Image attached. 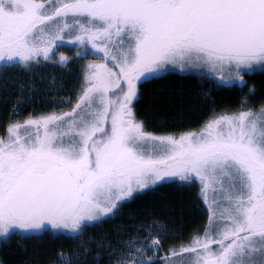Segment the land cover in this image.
I'll list each match as a JSON object with an SVG mask.
<instances>
[{
	"label": "snow or ice",
	"instance_id": "1",
	"mask_svg": "<svg viewBox=\"0 0 264 264\" xmlns=\"http://www.w3.org/2000/svg\"><path fill=\"white\" fill-rule=\"evenodd\" d=\"M73 28L72 43L90 45L103 62L86 66L70 111L29 116L0 135V237L48 226L76 233L179 177L200 182L209 219L165 259L264 264V106L219 115L178 139L147 132L134 112L137 84L168 66L208 65L218 86H230L225 71L264 66V0H0V68L48 61ZM160 227L106 245L109 264H158L144 257L161 251Z\"/></svg>",
	"mask_w": 264,
	"mask_h": 264
},
{
	"label": "trees",
	"instance_id": "2",
	"mask_svg": "<svg viewBox=\"0 0 264 264\" xmlns=\"http://www.w3.org/2000/svg\"><path fill=\"white\" fill-rule=\"evenodd\" d=\"M60 52L68 53L70 59L61 63L54 56L31 67L0 68V135L13 122L66 110L68 100H76L90 56H77L67 46L58 49ZM247 78L248 84L237 88L218 86L220 83L208 75L166 72L138 85L134 112L150 133L199 131L219 115L264 106V71ZM244 99L247 103L241 104ZM161 183L122 202L109 218L88 224L77 236L56 234L50 227L7 236L0 242V264H62L61 254L79 256L87 264H109L106 245L118 246L132 238L139 227L153 222L169 232L161 246L162 259L157 260L165 264L163 257L168 250L187 244L209 216L195 180Z\"/></svg>",
	"mask_w": 264,
	"mask_h": 264
},
{
	"label": "rangeland",
	"instance_id": "3",
	"mask_svg": "<svg viewBox=\"0 0 264 264\" xmlns=\"http://www.w3.org/2000/svg\"><path fill=\"white\" fill-rule=\"evenodd\" d=\"M70 22H71V18H70ZM76 34H77V31L74 28L73 29H69L68 31H66L63 34L64 35V43H63V45L62 46H59V47H55L53 49V51L50 53V59L52 57H54V56H56L58 60H60L61 57H67V61H68L70 59V55L68 53H65V52L64 53L63 52L57 53L58 49H60L61 47H66L67 46V47H70L72 50H75V54L77 56H80V57H83V56H85V57L87 56L88 57V56H90L87 59L88 60L87 61V65L90 64V63H102L103 60L99 56L92 54V51H94V50H91V46L90 45H87V44L80 45L78 43H72V41L74 40V37H75ZM57 43L60 44V42H57ZM85 50H89L86 55H83V56L78 55L79 53L85 52ZM41 59H43V58L41 57ZM168 67L171 70H169L167 72L194 73V74H198V75H208V76L214 77L220 83V74H219V72H212L211 69H210V66L205 65V64H199V63H195V64H191V65L185 64L183 66V70L181 69V66L179 64H177L175 66H168ZM85 69H86V67H85ZM261 71H264V66H253V68H251V69H243L242 68V69L239 70V75H237L235 73V71H232V72L225 71V73H224V79L226 81H228L229 83L230 82H234V81L236 82V81H239L240 80L241 76L242 77L243 76L244 77H247L248 75H251V74L256 73V72H261ZM139 84L140 83L137 84V89H138V85ZM79 94H80V92L78 93V95ZM74 103H75V101L73 102V104ZM259 109L260 108L255 109L254 111H258ZM70 110H71L70 107H68V108H66V110H62V111H70ZM59 112H61V111H58L56 113H59ZM201 130H199V131H191V132H195V133L198 134ZM185 133H188V132H185ZM185 133L173 134V136L178 139L180 135L185 134ZM155 135H159V134H155ZM174 179L178 180L180 178L179 177L166 178L163 181L157 182L155 185H150L148 188H154L157 184H162L161 182L172 181ZM192 180H195L198 183V185H200V182L198 180H196V179H192ZM200 187H201V185H200ZM148 188H145L143 190H140L137 193H134V195H137L139 193H145V190H147ZM208 216H209V214H208ZM92 223H94V222H89V224H92ZM151 225H153V223H149V226H151ZM158 225L161 226L160 229H159V231H160V234L162 236L164 235L165 232L166 233H169L168 230H166V228H165L164 225H162V224H158ZM139 229H140L139 230V235L141 237H144L145 236V230H142L141 227H139ZM51 230L54 233H56V234H68V235H73V236H77L81 232V231H78L76 233H73L70 229H52L51 228ZM36 231H41V230H29L28 232H24L22 230H16L13 233L31 234V233H34ZM13 233H10V235L13 234ZM135 234H137V232ZM5 238L6 237H0V242L3 239H5ZM125 241H128V240H125ZM80 245L82 246L83 243H80ZM116 247H119V245L118 246H115L113 248H116ZM111 251H112V249H110L109 252L107 253V256L109 257V260H110V255L109 254H110ZM162 253L163 252L161 250L158 254H156L155 257H153V254L151 252H148L147 256H145L144 258L145 259H153V258H155L156 260H159V259H162V257H159ZM165 257L166 256L163 257L164 260H165V264H187V262L191 261L194 258L193 255L190 254V253L189 254L182 255V256H180V257H178L176 259H170L168 261H166Z\"/></svg>",
	"mask_w": 264,
	"mask_h": 264
},
{
	"label": "flooded vegetation",
	"instance_id": "4",
	"mask_svg": "<svg viewBox=\"0 0 264 264\" xmlns=\"http://www.w3.org/2000/svg\"><path fill=\"white\" fill-rule=\"evenodd\" d=\"M241 80H243V81L246 82L243 86H242L241 83H240ZM229 84H230V86H228V87H237V88H241V87H244V86H246V85L248 84V78H247V77H244V76H243V77L241 76V78H240L239 81H236V82H235V81H234V82H230Z\"/></svg>",
	"mask_w": 264,
	"mask_h": 264
},
{
	"label": "crops",
	"instance_id": "5",
	"mask_svg": "<svg viewBox=\"0 0 264 264\" xmlns=\"http://www.w3.org/2000/svg\"><path fill=\"white\" fill-rule=\"evenodd\" d=\"M205 205V204H204ZM206 207V206H205ZM207 212H208V210H207ZM209 214V213H208Z\"/></svg>",
	"mask_w": 264,
	"mask_h": 264
},
{
	"label": "water",
	"instance_id": "6",
	"mask_svg": "<svg viewBox=\"0 0 264 264\" xmlns=\"http://www.w3.org/2000/svg\"><path fill=\"white\" fill-rule=\"evenodd\" d=\"M48 227H51V226H48Z\"/></svg>",
	"mask_w": 264,
	"mask_h": 264
}]
</instances>
